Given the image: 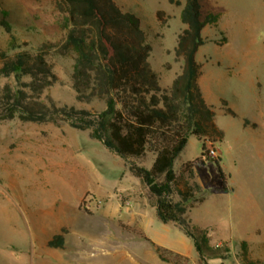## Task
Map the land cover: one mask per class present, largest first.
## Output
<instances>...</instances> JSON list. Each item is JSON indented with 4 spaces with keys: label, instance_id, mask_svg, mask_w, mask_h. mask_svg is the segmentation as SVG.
I'll list each match as a JSON object with an SVG mask.
<instances>
[{
    "label": "rangeland",
    "instance_id": "obj_1",
    "mask_svg": "<svg viewBox=\"0 0 264 264\" xmlns=\"http://www.w3.org/2000/svg\"><path fill=\"white\" fill-rule=\"evenodd\" d=\"M180 1L116 0L140 18L161 87L169 86L183 65L174 55L177 36L185 27L180 20L185 0ZM199 2L203 13L218 14L215 24L202 29L206 41L195 60L201 65L203 95L224 136L213 146L216 161L201 162V140L190 135L174 167L194 162L203 188L197 196L205 200L191 208L187 218L207 230L210 243L226 242L230 254L225 263L243 264L245 242L247 257L264 264V0ZM158 10L164 11V22L156 17ZM1 11L7 13L11 30L0 25V47L8 51L34 48L64 35V15L53 0H0V19ZM73 58L52 57L57 81L45 96L59 104L103 110L102 101L75 99L70 86ZM221 99L235 116L221 109ZM244 119L256 120L258 126L244 125ZM151 161L148 154L140 164L148 167ZM44 224H74L68 238L86 254L81 264H175L161 260L134 230L171 242L176 241L174 233L181 232L177 225L156 219L145 186L128 172L124 159L90 137V130L67 123L0 120V248L11 240L28 251V261L22 264H38L39 245L34 242L53 232ZM143 224L150 225L152 234L141 228ZM182 236L188 240L186 253L164 255L182 264H200L192 240ZM6 262L0 252V264Z\"/></svg>",
    "mask_w": 264,
    "mask_h": 264
},
{
    "label": "trees",
    "instance_id": "obj_2",
    "mask_svg": "<svg viewBox=\"0 0 264 264\" xmlns=\"http://www.w3.org/2000/svg\"><path fill=\"white\" fill-rule=\"evenodd\" d=\"M64 15L63 37L44 41L34 48L8 51L0 47V120L18 119L32 123H67L70 127L90 130V137L124 159L128 172L146 188L147 203L154 207L157 219L173 223L192 240L200 264H226L230 249L226 242L210 243L207 230L187 218L191 208L205 200L203 188L196 180L191 160L174 167V160L195 135L201 140L199 161L216 157L208 152L224 132L214 122V111L203 97L198 78L201 65L195 60L199 46L205 43L202 29L217 22L218 14L203 13L199 0H185L180 20L185 25L177 36L175 59L183 65L167 87H161L149 56L151 44L146 40L140 18L124 10L115 0H53ZM180 5V0H169ZM0 25L10 32L7 13L1 11ZM164 11L156 17L164 22ZM74 55L70 86L79 102L102 101L99 112L59 104L44 92L53 86L57 76L53 56ZM221 109L235 112L226 100ZM256 127L255 122L243 120ZM152 156L147 167L140 164ZM163 261L182 264L164 255L179 254L155 245L139 230ZM51 247L63 245V234L48 241ZM242 245V263L255 264Z\"/></svg>",
    "mask_w": 264,
    "mask_h": 264
},
{
    "label": "crops",
    "instance_id": "obj_3",
    "mask_svg": "<svg viewBox=\"0 0 264 264\" xmlns=\"http://www.w3.org/2000/svg\"><path fill=\"white\" fill-rule=\"evenodd\" d=\"M118 5L124 9V7L122 5H120V4H118ZM253 74H256V72H253ZM198 83H199V80H198ZM199 85H200V83H199ZM200 88H201V86H200ZM201 91H202V88H201ZM202 94H203V92H202ZM203 97L207 101V99L204 95H203ZM262 107L264 108V105ZM249 121L255 122L256 127L258 126V122L256 120H249ZM256 127H254V128H256ZM201 203H198V204H201ZM196 206H194V207H196ZM150 207H152V206H150ZM152 208L154 209V207H152ZM154 213H155V209H154ZM155 217H156V215H155ZM156 219H157V217H156ZM164 224H167V223H164ZM73 226H74V224H44V227H47V228L51 227L53 229V232L51 233L50 237L40 239V240H35L36 242H34V243L39 245L38 253H37L38 254L37 258H39V259H37L39 261L38 264H81L82 258H80V257L83 256L85 258L86 254H80V250L75 248L74 247L75 245L73 244V242H70L69 238H68L69 231L71 228H73ZM200 227H202V226H200ZM141 228L143 230L145 228H148V230L151 232L149 224H143V225H141ZM139 231L143 235H145L147 238H149L152 242H154L155 245H158L162 248L167 247L165 249L169 248L168 250L172 249L171 251L174 250L173 252H175L179 255H180V253L181 254L186 253V247H187V241L188 240L182 236V235H184L182 233V231L181 232L177 231L176 233H174V237L176 238V241H175V239L174 240L172 239V242L164 240V239H157L153 236L152 232H151L152 237H150V235L145 234L146 233L145 230H144V232H142L139 229ZM59 233L63 234V245L61 247L49 246L48 241L52 238L53 235L59 234ZM187 238H189V237H187ZM144 241H146V240H144ZM146 242H148V241H146ZM24 243H26V241H24ZM20 244H22V243H20ZM16 245H17V243L9 240L0 248V252L3 255V258L7 261L6 264H13V262L22 264V263H26L28 261L27 260V258H28L27 249L25 251H23L22 249L15 247ZM217 262H218L217 259L210 261V263H212V264H216Z\"/></svg>",
    "mask_w": 264,
    "mask_h": 264
},
{
    "label": "built area",
    "instance_id": "obj_4",
    "mask_svg": "<svg viewBox=\"0 0 264 264\" xmlns=\"http://www.w3.org/2000/svg\"><path fill=\"white\" fill-rule=\"evenodd\" d=\"M207 149H208V152H209L211 155L215 156V154H216V150L214 149V147L209 146Z\"/></svg>",
    "mask_w": 264,
    "mask_h": 264
}]
</instances>
